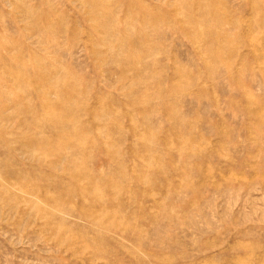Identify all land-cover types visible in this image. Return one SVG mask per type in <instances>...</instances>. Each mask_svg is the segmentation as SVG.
<instances>
[{
	"label": "rangeland",
	"instance_id": "1",
	"mask_svg": "<svg viewBox=\"0 0 264 264\" xmlns=\"http://www.w3.org/2000/svg\"><path fill=\"white\" fill-rule=\"evenodd\" d=\"M0 264H264V0H0Z\"/></svg>",
	"mask_w": 264,
	"mask_h": 264
}]
</instances>
